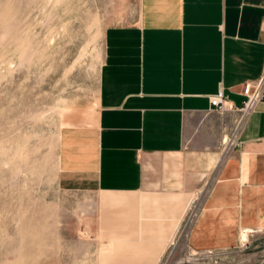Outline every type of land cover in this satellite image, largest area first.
<instances>
[{
    "label": "crops",
    "instance_id": "obj_1",
    "mask_svg": "<svg viewBox=\"0 0 264 264\" xmlns=\"http://www.w3.org/2000/svg\"><path fill=\"white\" fill-rule=\"evenodd\" d=\"M134 7L105 31L96 115L59 133V190L102 196L100 219L79 222L78 248L95 242L98 264H167L171 240L205 193L187 254H230L264 230V100L226 152L247 87L264 74V0ZM220 91L225 112L211 105Z\"/></svg>",
    "mask_w": 264,
    "mask_h": 264
},
{
    "label": "rangeland",
    "instance_id": "obj_2",
    "mask_svg": "<svg viewBox=\"0 0 264 264\" xmlns=\"http://www.w3.org/2000/svg\"><path fill=\"white\" fill-rule=\"evenodd\" d=\"M134 1L0 0V264H98L97 245L78 248L76 229L100 219L102 196L59 190L58 139L65 123L96 115L105 31ZM204 194L171 240L167 264L189 256L187 233ZM222 256L264 264V230Z\"/></svg>",
    "mask_w": 264,
    "mask_h": 264
},
{
    "label": "built area",
    "instance_id": "obj_3",
    "mask_svg": "<svg viewBox=\"0 0 264 264\" xmlns=\"http://www.w3.org/2000/svg\"><path fill=\"white\" fill-rule=\"evenodd\" d=\"M247 100L245 101L244 105L240 109V115L237 120L236 128L234 130L233 138L227 143L226 146V152L231 149L237 139L238 132L243 124V122L246 120V118L249 116V114L252 112L256 104L264 100V74L262 78L254 85L247 87ZM228 102L226 101L225 95L223 91H220L216 96H214L211 99V105L215 109H217L220 112H225L229 110ZM222 260V255L215 254V253H207V254H189L187 259H185V262H181L182 264H185L187 262H200V263H207V262H214L218 263Z\"/></svg>",
    "mask_w": 264,
    "mask_h": 264
},
{
    "label": "bare ground",
    "instance_id": "obj_4",
    "mask_svg": "<svg viewBox=\"0 0 264 264\" xmlns=\"http://www.w3.org/2000/svg\"><path fill=\"white\" fill-rule=\"evenodd\" d=\"M243 238H246V236H244Z\"/></svg>",
    "mask_w": 264,
    "mask_h": 264
}]
</instances>
